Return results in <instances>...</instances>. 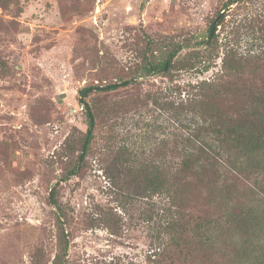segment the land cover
I'll use <instances>...</instances> for the list:
<instances>
[{"label":"rangeland","instance_id":"374dc122","mask_svg":"<svg viewBox=\"0 0 264 264\" xmlns=\"http://www.w3.org/2000/svg\"><path fill=\"white\" fill-rule=\"evenodd\" d=\"M232 1L0 0V264H52L63 248L60 264H152L164 198L123 203L105 169L123 146L137 154V167L150 161L162 169L179 164L176 136L184 129L177 121H189L156 102L177 108L190 84L216 74L220 59L206 72L200 65L142 77L138 72L144 57L163 62L179 48L172 57L177 66L203 52L211 21ZM263 13L264 0L226 8L216 29L220 57L224 44L248 51L253 36L247 22L263 19ZM241 80L250 90L260 89L264 68ZM123 82L128 85L86 98L95 124L82 162L79 146L88 123L79 91ZM73 165L75 172L65 178ZM259 169L224 174L233 189L223 207L208 200L204 188L196 189L194 214L224 224L222 215L239 209L264 222V171ZM52 192L61 225L50 204ZM241 237L214 245L210 258H181L175 264L264 262V229H246ZM238 246L247 254L237 263L229 254Z\"/></svg>","mask_w":264,"mask_h":264},{"label":"trees","instance_id":"16d2710c","mask_svg":"<svg viewBox=\"0 0 264 264\" xmlns=\"http://www.w3.org/2000/svg\"><path fill=\"white\" fill-rule=\"evenodd\" d=\"M3 1L7 3L10 0ZM241 1L233 0L217 12L218 21L214 22L216 18L211 21L206 38L201 42L204 51L194 52L188 62H178L177 66L172 64V57L178 48L163 62L155 63L144 57L140 66V77L175 68L192 70L199 65L206 72L211 65L216 64L215 59H220L216 74L194 85L190 84L191 92L176 105L177 108H174L173 102H156L162 110L177 109V114L189 121L186 124L180 118L177 121L184 129L183 133L176 136L179 164L162 169L150 161L137 167V154L123 146L117 149L105 169L119 195L124 196L123 203L142 197L164 198L163 216L157 215L156 235L149 254L152 264H175L181 258L192 262L198 258H210L217 243H234L236 241L233 242L232 238L237 235L241 237L246 229L255 228L257 232L264 229L263 220L250 212L228 210L225 216L222 215L226 218L222 224L220 218L195 215L191 206L196 200V189L199 188L206 190V196L212 203L219 207L226 206L233 189L224 175L226 172L243 174L252 170L256 173V170H261L259 168L264 171V84L253 91L241 82L242 77H256L264 68V46L257 41L264 43V13L263 19L255 17L247 22L246 28L253 37L249 39L251 44L246 53L238 52L227 44H224L221 57L218 51L217 26L224 22L226 8ZM257 33L261 34L260 38L255 36ZM127 85L128 82L114 83L79 91L78 101L85 109L88 123L87 132L79 146L82 154L78 159L82 162L93 139L91 131L95 124L86 98L92 92L115 91ZM167 142L164 141L163 145ZM76 168L73 165L65 178L72 175ZM261 194L264 200V192ZM53 195L52 192L50 204L58 211L57 221L61 225L62 212ZM62 236L65 238L64 232ZM245 249L244 246L232 248L229 255L238 263L242 255L247 254ZM62 250L64 255L66 249ZM63 255L55 257L52 264H60Z\"/></svg>","mask_w":264,"mask_h":264}]
</instances>
